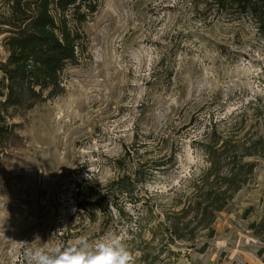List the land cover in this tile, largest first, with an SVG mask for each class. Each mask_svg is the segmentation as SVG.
<instances>
[{
	"label": "rangeland",
	"instance_id": "obj_1",
	"mask_svg": "<svg viewBox=\"0 0 264 264\" xmlns=\"http://www.w3.org/2000/svg\"><path fill=\"white\" fill-rule=\"evenodd\" d=\"M6 13L0 0V58ZM81 30L65 94L32 110L25 160L0 170V264H24L28 246L107 234L127 240L137 264L264 262V234L251 226L264 209L255 18L218 0H102ZM214 131L252 153L237 192L225 173H206ZM139 166L132 185L115 184Z\"/></svg>",
	"mask_w": 264,
	"mask_h": 264
},
{
	"label": "trees",
	"instance_id": "obj_2",
	"mask_svg": "<svg viewBox=\"0 0 264 264\" xmlns=\"http://www.w3.org/2000/svg\"><path fill=\"white\" fill-rule=\"evenodd\" d=\"M102 0H6L8 13L1 22L6 56L0 58V170L6 172L16 160L23 162L29 150L32 110L53 101L66 92L63 74L69 65L80 62L82 25L98 11ZM250 13L264 32V0H218ZM259 142V143H258ZM264 150L263 141H258ZM208 177H220L234 192L254 172V163H244L238 145L214 131L210 143H204ZM141 167L120 177L115 184L132 185ZM6 176V180H8ZM208 199L218 195L208 191ZM210 195H213L211 198ZM96 204L102 206L100 200ZM200 205V204H199ZM83 207V205H82ZM223 205L217 207L222 210ZM209 207L203 208L208 210ZM120 213V211H119ZM252 228L256 236L264 234V209ZM263 237V236H262ZM262 251L258 254L261 255Z\"/></svg>",
	"mask_w": 264,
	"mask_h": 264
},
{
	"label": "clouds",
	"instance_id": "obj_3",
	"mask_svg": "<svg viewBox=\"0 0 264 264\" xmlns=\"http://www.w3.org/2000/svg\"><path fill=\"white\" fill-rule=\"evenodd\" d=\"M41 240L36 234L33 241ZM24 264H137L138 255L118 234H107L95 243L81 235L48 248L28 246L22 250Z\"/></svg>",
	"mask_w": 264,
	"mask_h": 264
},
{
	"label": "crops",
	"instance_id": "obj_4",
	"mask_svg": "<svg viewBox=\"0 0 264 264\" xmlns=\"http://www.w3.org/2000/svg\"><path fill=\"white\" fill-rule=\"evenodd\" d=\"M247 262H249L251 264L250 261L247 260ZM252 262H254V264H264V262L262 261V259H260V257L258 255L254 256V258L252 259Z\"/></svg>",
	"mask_w": 264,
	"mask_h": 264
}]
</instances>
